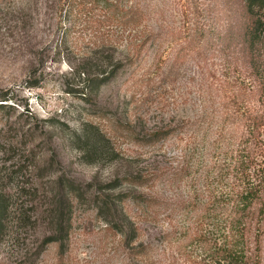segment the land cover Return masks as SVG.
Segmentation results:
<instances>
[{
	"label": "rangeland",
	"instance_id": "1",
	"mask_svg": "<svg viewBox=\"0 0 264 264\" xmlns=\"http://www.w3.org/2000/svg\"><path fill=\"white\" fill-rule=\"evenodd\" d=\"M130 5L146 13V47L139 52L125 39H116L114 48L95 53L93 44H87L91 31L85 41L57 32L59 0H0V90L8 93L12 107L0 110V206L7 208L0 264H144L124 246L120 232L109 229L106 221L114 222V215L100 211L91 197L75 203L65 254H60V243L43 244L55 227L52 210L59 191L54 179L62 173L91 184L92 195L130 190L181 200L224 188L215 178L202 176L201 165L216 156L200 136L191 138L190 131L177 129L156 143L133 139L180 127L220 100L212 74V63L219 60H206L195 38L206 32L213 39L215 28L243 38L251 21H235L244 14L242 0H133ZM258 52L264 55V44ZM98 58L108 59L102 62L105 66L111 62L109 70L119 60L123 63L112 79L99 88L93 85L91 92L76 68L93 67ZM87 91L92 101L84 96ZM90 121L111 134L119 157L85 156L83 144L72 140L73 131H82ZM61 122L68 125L64 131L56 124ZM157 166H172L177 172L189 167L192 173L159 178L143 189L130 183L106 189L118 177L134 176L141 169L148 173ZM124 206L126 219L120 218L128 227L134 222L140 239L161 249L163 234L183 226L178 217L144 221L135 214L133 200ZM153 264L192 263L172 248L160 251Z\"/></svg>",
	"mask_w": 264,
	"mask_h": 264
},
{
	"label": "trees",
	"instance_id": "2",
	"mask_svg": "<svg viewBox=\"0 0 264 264\" xmlns=\"http://www.w3.org/2000/svg\"><path fill=\"white\" fill-rule=\"evenodd\" d=\"M131 1L59 0L57 32H62L64 37L76 34L78 39L85 41L91 31L87 44H93L95 53L114 48L116 39H125L128 47L140 52L149 42L144 29L146 13L130 5ZM242 2L244 14L235 21H251L243 38L233 30L231 34H224L218 28L214 29L213 39L209 40L206 32L195 38L196 47L200 52L202 47L206 60H219L213 61L212 65L221 76L212 74L216 78L213 85L221 91L220 100H214L211 107L202 109L194 118L184 120L180 127L171 126L146 138L133 139L140 144L156 143L174 135L177 129L183 134L190 131L191 138L200 136L216 156L215 161L201 165L202 176L206 180L215 178L225 184L224 188L181 200L130 190L116 196L99 191L92 195L91 184L62 173L54 179L59 191L52 210L55 227L46 235L43 244L60 243V254H65L75 203L91 197L100 211L114 215V222L106 221L109 229L120 232L124 246L144 264H153V257L160 251L167 252L172 248L192 264H264V55L258 52V46L264 44V0ZM98 60L92 63L93 67L76 68L80 76H85L87 89H93L91 92L95 90L93 85L99 88L112 79L123 63L119 60L109 70L107 65L111 62L105 66L104 60ZM217 67L221 69L217 70ZM89 91L84 96L92 101ZM9 107L8 93L0 90V110ZM56 124L62 131L68 128L66 123ZM34 128L38 129L37 124ZM40 132L49 136L45 130ZM72 134L75 143L83 144L85 156L106 160L120 156L111 141V134L92 121L85 123L82 131ZM52 158L56 160L54 154ZM191 173L189 167H182L178 172L172 166H157L148 173L141 169L134 176L118 177L106 189L114 190L127 183L135 189H143L153 186L159 178L172 180L175 175ZM129 199L137 205L135 214L144 221L160 222L162 216L181 219L179 223L183 226L173 227L163 234L165 248L145 243L140 239V227L134 222L128 227L120 218L122 215L126 219L124 204ZM6 210L0 206V234Z\"/></svg>",
	"mask_w": 264,
	"mask_h": 264
}]
</instances>
